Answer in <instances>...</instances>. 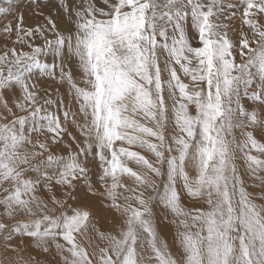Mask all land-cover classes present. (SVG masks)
<instances>
[{"label": "snow or ice", "instance_id": "obj_1", "mask_svg": "<svg viewBox=\"0 0 264 264\" xmlns=\"http://www.w3.org/2000/svg\"><path fill=\"white\" fill-rule=\"evenodd\" d=\"M22 4L0 7V264H264V0Z\"/></svg>", "mask_w": 264, "mask_h": 264}, {"label": "rangeland", "instance_id": "obj_2", "mask_svg": "<svg viewBox=\"0 0 264 264\" xmlns=\"http://www.w3.org/2000/svg\"><path fill=\"white\" fill-rule=\"evenodd\" d=\"M25 2V3H24ZM8 3H9V0H0V7H6V6H8ZM57 3V0H51V4L49 5V7L51 8L53 5H55ZM27 4H28V0H23V4L21 5L22 7H25V6H27ZM5 5V6H4ZM46 11H48L49 9H45ZM0 18H1V16H0ZM3 18V17H2ZM1 18V19H2ZM30 19V16H29V13L26 11V19ZM235 23H236V25H237V27H239V24H240V21L237 19L236 21H235ZM61 25L63 26V22H61ZM138 150V149H137ZM190 174H192L191 173V170H190ZM129 183H130V181H128ZM158 183H159V181H158ZM161 191H162V188H161ZM249 191H258V189H253V188H250L249 189ZM184 204H188L189 206H192V204H193V202L192 201H190L189 200V198L187 197V196H184L183 197V201H182ZM157 209H160V206L159 205H157V207H156V209L155 210H157ZM108 215H111V213H109ZM156 219H157V217H156ZM109 226V225H108ZM160 226H163V227H168V225L166 224V223H160ZM166 240L171 244L172 243V241H173V239H168V238H166ZM173 252H175L176 251V249H175V247H173V250H172ZM28 252H31L33 255H35L36 256V258L38 259V260H47L48 259V257H46L44 254H42V253H39V252H35V251H33L32 249H28ZM27 254V253H26ZM56 264H59V259L57 258V261H56Z\"/></svg>", "mask_w": 264, "mask_h": 264}, {"label": "bare ground", "instance_id": "obj_3", "mask_svg": "<svg viewBox=\"0 0 264 264\" xmlns=\"http://www.w3.org/2000/svg\"><path fill=\"white\" fill-rule=\"evenodd\" d=\"M25 3V2H24ZM5 6V5H4ZM7 7V6H6ZM50 8V7H49ZM48 9V8H47ZM1 18H2V16H1ZM0 18V23H3V18L1 19ZM31 19V18H30ZM29 18L28 19H26V20H30ZM61 27H63L62 25H61ZM49 83H51L50 81H49ZM63 91V90H62ZM185 206H188V207H191V206H189L188 204H185ZM155 212H156V217H157V224H158V230H159V232H160V234H161V236L164 238V239H166V238H168V239H173V234H174V229L172 228V226H170L169 224H167L168 225V227H163V226H160V217H161V208L160 209H157V210H155ZM103 227H105V228H107V227H110V226H108L107 224H103L102 225ZM172 250H173V248H172Z\"/></svg>", "mask_w": 264, "mask_h": 264}]
</instances>
